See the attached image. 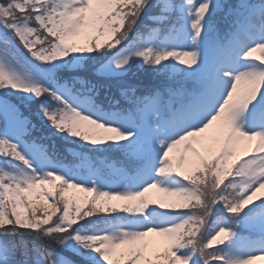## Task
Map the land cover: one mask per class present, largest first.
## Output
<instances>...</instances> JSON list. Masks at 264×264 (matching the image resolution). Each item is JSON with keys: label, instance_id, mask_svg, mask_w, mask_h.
Segmentation results:
<instances>
[{"label": "snow or ice", "instance_id": "snow-or-ice-1", "mask_svg": "<svg viewBox=\"0 0 264 264\" xmlns=\"http://www.w3.org/2000/svg\"><path fill=\"white\" fill-rule=\"evenodd\" d=\"M0 32L50 65L40 83L0 63V157L20 162L0 166V264L264 257V129L238 123L264 95V0H0ZM161 36L172 45L160 47ZM237 57L252 63L225 71ZM83 61L93 77L55 83L57 69ZM57 133L113 156L97 166L75 153L88 161L86 179L48 159ZM217 204L230 220L209 231ZM118 212L131 217L127 229L80 227Z\"/></svg>", "mask_w": 264, "mask_h": 264}, {"label": "rangeland", "instance_id": "rangeland-1", "mask_svg": "<svg viewBox=\"0 0 264 264\" xmlns=\"http://www.w3.org/2000/svg\"><path fill=\"white\" fill-rule=\"evenodd\" d=\"M183 3H187V0H184ZM194 4H198L199 0H193ZM185 8H187V6H185ZM184 15H187L186 11L184 13ZM186 32L188 35L191 34V30L190 28H186ZM183 36H178L175 39H182ZM12 38L4 32H0V63H2L6 68L9 69H13L15 70L22 79L25 80H36L38 82H44L43 79H41L42 74L44 72L47 71L46 67L44 64H39L38 62H35V65L32 63H29L28 61H26L24 58L21 57L20 53L13 50L14 46L12 44ZM173 43V39H170L168 41H166L164 43V47H170ZM185 43H190V41L185 40ZM18 53V55L15 54ZM255 56H259L260 53L257 52L254 54ZM65 60H67V57L63 58ZM57 62V61H56ZM38 65H42V66H38ZM167 63V62H165ZM251 61L245 60L244 62H242V64L240 65L238 70H243V68L249 64H251ZM166 71H170V69H166ZM236 71V70H235ZM262 95H258L257 98L252 101L248 107H250L252 104H256L258 103V100L261 99ZM238 123L240 124V126L242 127L243 130L245 131H249L251 130V121L249 119V114L247 112V110H245V112L240 116V118L238 119ZM48 157V156H47ZM49 159V157H48ZM50 160V159H49ZM80 174V173H79ZM89 174V172H88ZM88 176V175H87ZM87 179V177H85ZM164 180V182L168 185H172L174 182V177H167V178H161ZM131 186V185H130ZM100 187H104L103 185H101ZM117 188L122 187V185H116ZM156 192L155 190H151L150 193L148 195H155ZM260 194H258L259 196ZM147 212L152 213L153 217H156L160 214V211L158 208L153 211L152 207L150 206L149 209L146 210ZM224 220H221L219 223H224ZM129 227V221L126 222H118L117 225L109 227L104 229V231H108V232H116L120 229H127ZM238 251H242L241 248L237 247L236 252ZM257 256L256 259L251 261V264H264V257H262V254L260 253H256L255 254Z\"/></svg>", "mask_w": 264, "mask_h": 264}, {"label": "trees", "instance_id": "trees-1", "mask_svg": "<svg viewBox=\"0 0 264 264\" xmlns=\"http://www.w3.org/2000/svg\"><path fill=\"white\" fill-rule=\"evenodd\" d=\"M25 95H30V94H25ZM54 136H55L56 142L58 143V141L61 138L60 137V134L57 133ZM55 148L56 149H59L60 147L53 146L52 148H49V151H53ZM56 154L57 155L58 154L63 155L61 157V160L64 161V162H67L69 160L67 154H64V152H62L61 150L58 151ZM69 156H71V155H69ZM94 159H95V157H94ZM216 211L218 213H224V214H227L228 215V213L224 210L222 204H217L215 206L213 212L217 213ZM124 215L127 216V214L122 213V212L111 213V214H95V215H93L91 217L86 218L85 221H81L80 222V227H82L85 232L91 234V233H93L94 230L101 229L104 226H107L109 224H112V223H114V221H115V219L117 217H124ZM109 217H113L114 219L113 218H109ZM214 217H216V214H214ZM212 221H214V220H212ZM25 236H27L30 239V237L27 234Z\"/></svg>", "mask_w": 264, "mask_h": 264}]
</instances>
